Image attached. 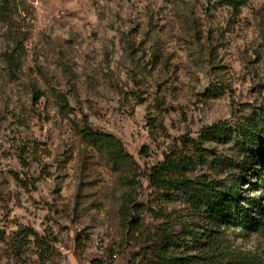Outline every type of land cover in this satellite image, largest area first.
<instances>
[{"label":"rangeland","instance_id":"rangeland-1","mask_svg":"<svg viewBox=\"0 0 264 264\" xmlns=\"http://www.w3.org/2000/svg\"><path fill=\"white\" fill-rule=\"evenodd\" d=\"M6 1L0 264H155L163 233L211 230L149 176L166 155L186 158L194 182L230 186L239 175L237 128L264 115V0L238 13L219 0ZM214 126L222 142L202 138ZM90 129L120 142L127 166ZM223 230L264 264V230Z\"/></svg>","mask_w":264,"mask_h":264},{"label":"trees","instance_id":"trees-1","mask_svg":"<svg viewBox=\"0 0 264 264\" xmlns=\"http://www.w3.org/2000/svg\"><path fill=\"white\" fill-rule=\"evenodd\" d=\"M219 2L236 13L245 4L243 0ZM9 6L8 1L0 4V23L8 22L11 14ZM13 58L8 56L7 61L16 63ZM237 129L234 142L244 159L240 164L239 175L233 178L230 186L216 184L214 181H191L184 173L188 170L186 158L177 161L173 156L166 155L165 161L152 169L149 176L152 189L156 192L175 191L182 194L188 198L198 215L212 225L211 230L202 234L189 231L187 235L173 237L163 233L155 249V264H262L257 256L235 249L223 230L234 229L241 236L264 230V196L255 195L264 191V115L250 121L249 126ZM225 130L222 126L208 128L202 138L222 142L221 136L226 134ZM85 134L94 144L107 148L110 159L118 169L127 166L130 157L124 155L120 142L113 136L95 133L91 129ZM194 148L199 153L197 158L203 160V147L198 145ZM132 166H135L133 162L130 163ZM246 185L251 186L250 193L244 189ZM136 202L137 199L130 194L126 208L131 207V211H136ZM92 264L103 263L96 260Z\"/></svg>","mask_w":264,"mask_h":264}]
</instances>
